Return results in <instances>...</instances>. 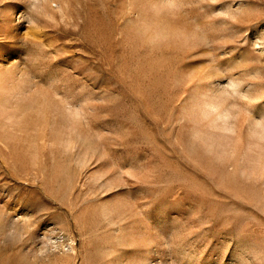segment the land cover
<instances>
[{
	"label": "rangeland",
	"instance_id": "1",
	"mask_svg": "<svg viewBox=\"0 0 264 264\" xmlns=\"http://www.w3.org/2000/svg\"><path fill=\"white\" fill-rule=\"evenodd\" d=\"M0 264H264V0H0Z\"/></svg>",
	"mask_w": 264,
	"mask_h": 264
},
{
	"label": "bare ground",
	"instance_id": "2",
	"mask_svg": "<svg viewBox=\"0 0 264 264\" xmlns=\"http://www.w3.org/2000/svg\"><path fill=\"white\" fill-rule=\"evenodd\" d=\"M15 5V4H14ZM14 5H12V6H14ZM13 8H15V7H13ZM24 9V8H23ZM25 12V11H24ZM20 14H21V12H20ZM12 15V14H11ZM22 16H23V13H22Z\"/></svg>",
	"mask_w": 264,
	"mask_h": 264
},
{
	"label": "clouds",
	"instance_id": "3",
	"mask_svg": "<svg viewBox=\"0 0 264 264\" xmlns=\"http://www.w3.org/2000/svg\"><path fill=\"white\" fill-rule=\"evenodd\" d=\"M206 42V41H205Z\"/></svg>",
	"mask_w": 264,
	"mask_h": 264
}]
</instances>
